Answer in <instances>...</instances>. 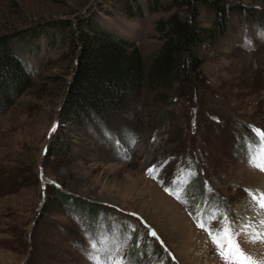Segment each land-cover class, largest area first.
Masks as SVG:
<instances>
[{"label": "rangeland", "instance_id": "rangeland-1", "mask_svg": "<svg viewBox=\"0 0 264 264\" xmlns=\"http://www.w3.org/2000/svg\"><path fill=\"white\" fill-rule=\"evenodd\" d=\"M120 1L0 0V36L13 35L29 73L0 102V264H104L109 252L131 264H225L197 222L217 224L225 211L245 217V189L264 185L249 163L255 130H264V0H226L253 16L231 13L196 91L164 99L143 84L104 122H61L78 20L133 41L148 65L161 42L154 24L175 10L150 12L141 0L140 15L129 16ZM199 19L210 26L212 11ZM240 241L264 264V242Z\"/></svg>", "mask_w": 264, "mask_h": 264}, {"label": "trees", "instance_id": "trees-1", "mask_svg": "<svg viewBox=\"0 0 264 264\" xmlns=\"http://www.w3.org/2000/svg\"><path fill=\"white\" fill-rule=\"evenodd\" d=\"M130 1H120V10L129 16L140 15L143 2L137 0L131 7ZM145 5L150 12L175 9L154 24L161 42L151 53L148 65L133 41L98 28L95 22L78 20V29H71L76 55L60 106L64 125L84 123L91 116L104 122L124 109L143 84L164 99L174 89L196 91L202 82L206 51L227 32L231 13L253 16L246 6L226 0H170L163 6L159 0H147ZM201 9L212 11L210 26L202 25ZM12 39V34L0 36V102L8 101L29 83L27 66L13 48ZM54 193L65 200L60 190L54 188ZM85 207L88 210L91 206Z\"/></svg>", "mask_w": 264, "mask_h": 264}, {"label": "snow or ice", "instance_id": "snow-or-ice-1", "mask_svg": "<svg viewBox=\"0 0 264 264\" xmlns=\"http://www.w3.org/2000/svg\"><path fill=\"white\" fill-rule=\"evenodd\" d=\"M256 140L254 141V153L249 158V163L264 171V130H255ZM154 169H149L151 174ZM182 172L184 170H181ZM194 176L195 173L193 172ZM155 178V177H153ZM178 180L174 178L173 185L177 184ZM187 187V186H185ZM165 191L172 195L170 187L166 186ZM249 194L248 207L252 209L253 215L251 217H241L234 219L230 211H225L221 217L218 218L217 224L207 223L204 220L198 221L197 226L208 232V235L217 249L218 255L225 261V264H256L253 258L245 253L241 247V236H246L250 243L264 242V191L259 193L245 189ZM179 199V197H177ZM210 215V214H205ZM153 237L157 236L155 231L151 232ZM92 252L89 253V258L93 259V252H96L97 246L90 245ZM119 252V249H116ZM99 257L94 259V264H99ZM104 264H131L126 258H114L109 252L102 257Z\"/></svg>", "mask_w": 264, "mask_h": 264}, {"label": "bare ground", "instance_id": "bare-ground-1", "mask_svg": "<svg viewBox=\"0 0 264 264\" xmlns=\"http://www.w3.org/2000/svg\"><path fill=\"white\" fill-rule=\"evenodd\" d=\"M261 191H264V185L261 186L260 192H261ZM244 212H245V213H244ZM241 213H242V214L244 213L245 216L247 215L248 217H251V216L253 215V211H252V209L249 208V207H248V208L245 207V208H244V211L241 210Z\"/></svg>", "mask_w": 264, "mask_h": 264}]
</instances>
